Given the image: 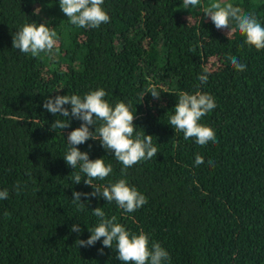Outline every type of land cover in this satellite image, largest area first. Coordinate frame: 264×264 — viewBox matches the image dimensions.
Segmentation results:
<instances>
[{"label":"trees","instance_id":"obj_1","mask_svg":"<svg viewBox=\"0 0 264 264\" xmlns=\"http://www.w3.org/2000/svg\"><path fill=\"white\" fill-rule=\"evenodd\" d=\"M225 2L264 26V0ZM209 3L186 9L183 0H104L110 21L92 29L72 25L59 0H0V190H8L0 199V264H124L115 241L112 248L102 240L78 245L98 223L95 207L131 233L148 234L149 247L158 242L169 253L166 264H264V49L246 44L234 21L228 37V29L218 30L204 15ZM34 22L57 32L52 55L12 48L15 31ZM229 56L246 70H236ZM153 84L159 99L145 93L140 101ZM96 88L112 106L130 104L136 132L152 135L158 149L122 172L99 140L77 146L112 165L93 185L125 178L147 197L132 213L103 197L73 203L74 190L93 191L79 165L72 169L64 160L67 134L81 121L69 117V127L52 129L65 118L43 108L49 96L83 97ZM197 91L215 100L200 121L214 130L215 144L185 140L168 124L179 93ZM77 174L81 182L73 184ZM74 223L81 232L71 231Z\"/></svg>","mask_w":264,"mask_h":264},{"label":"clouds","instance_id":"obj_2","mask_svg":"<svg viewBox=\"0 0 264 264\" xmlns=\"http://www.w3.org/2000/svg\"><path fill=\"white\" fill-rule=\"evenodd\" d=\"M104 0H59V5L70 23L80 28H98L101 24L110 21L107 12L102 8ZM200 4V0H183V7L188 9ZM204 15L210 18L218 30L228 29L225 35L232 34L230 20L235 22L236 29L245 37V43L254 46L257 50L264 49V26L258 22L251 13H244L239 6H234L225 0H210L204 8ZM58 34L54 29L43 23H25L19 30H16L12 37V48L20 52L30 54L33 57L40 53L53 54L57 47ZM230 64L238 71L246 70V65L241 63L235 56H229ZM207 74H200L198 79L201 84L207 82ZM59 91V89L57 90ZM151 93L152 97L159 99L161 91L156 85L143 92ZM106 91L103 88L89 90L83 97L78 94L55 95L47 97L43 102V108L54 116L59 115L65 119H56L52 122V129H65L69 127V117L81 121L80 126L73 128L67 134L66 154L64 160L67 165L75 169L79 165V170L85 174L84 183L91 186V193L72 192L73 203H78L83 207L81 197H103L105 201L115 202L117 206L127 213L135 212L138 208L147 203V197L139 192L135 186L129 184L127 179H118L101 188L93 185L92 181L104 180L112 173V165L105 164L102 157L90 159L85 151H80L77 147L87 140H99L101 146L106 151H111L115 158L123 165L121 169H126L138 164L142 160L156 157L157 147L152 142V135L136 132L134 112L131 105L123 101H118L114 106L104 99ZM65 105H70L66 108ZM216 107L214 98L206 93L197 91L195 93L181 92L174 105V114L169 116L168 124L176 132H182L185 140L194 139L195 143L204 146L209 142L217 143L214 130L206 124L201 123V118L205 117ZM98 121L100 122L99 125ZM89 126H94L90 130ZM196 166L204 163V158L200 154L195 156ZM209 167H214V163L209 160ZM81 175L73 177V184L81 182ZM17 192L20 187L17 185ZM8 198V190H0V199ZM92 213L98 218L97 225L89 229L90 235L86 240L78 239L81 247L94 246L97 241L102 240L103 247L112 248L116 242L117 259L124 264H166L170 260L169 253L158 242L153 241L149 247V235L140 231L131 233L125 226L116 222V217H107L101 207L92 209ZM71 231L81 232L78 223L71 226ZM101 254L103 248L98 249Z\"/></svg>","mask_w":264,"mask_h":264},{"label":"rangeland","instance_id":"obj_3","mask_svg":"<svg viewBox=\"0 0 264 264\" xmlns=\"http://www.w3.org/2000/svg\"><path fill=\"white\" fill-rule=\"evenodd\" d=\"M211 61H213V62H211ZM214 62H215V58L214 57H211V58H209V62H208V65H210V66H213L214 65ZM216 63H217V61H216ZM215 63V64H216ZM218 64V63H217ZM216 64V65H217Z\"/></svg>","mask_w":264,"mask_h":264}]
</instances>
